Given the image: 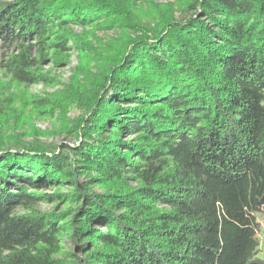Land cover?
I'll return each instance as SVG.
<instances>
[{"label":"trees","instance_id":"trees-1","mask_svg":"<svg viewBox=\"0 0 264 264\" xmlns=\"http://www.w3.org/2000/svg\"><path fill=\"white\" fill-rule=\"evenodd\" d=\"M183 11L144 23L125 0H0V71L20 85L45 79L73 26L119 28L87 93L32 100L46 117L78 104L77 146L7 132L0 84V264H264V0ZM54 197L69 209L37 206Z\"/></svg>","mask_w":264,"mask_h":264},{"label":"rangeland","instance_id":"rangeland-1","mask_svg":"<svg viewBox=\"0 0 264 264\" xmlns=\"http://www.w3.org/2000/svg\"><path fill=\"white\" fill-rule=\"evenodd\" d=\"M134 5L137 17L145 22L155 21L160 13L179 18L187 17L183 11V3L187 0H125ZM76 38L69 41L71 50L64 56L54 58L48 55L47 59L40 65L39 72L43 74L44 80L31 85L16 84L10 77L0 71V84L7 97L13 103V109L18 126L9 125L6 130L11 134L25 132L22 140H40L48 144H70L78 145V138L73 133L67 132L72 124L82 116V109L78 104H73L65 112H56L54 116H42L33 107L32 100L40 97H62L61 95L82 90L85 93L91 89L99 70V63L103 60L102 53L105 46L117 37L119 28L91 27L83 28L73 26ZM1 53V51H0ZM45 193H70L71 187L63 185L61 187L42 188ZM71 203L68 200L60 201L54 197L49 201L38 202L37 206L42 211L59 214L68 210ZM261 223L260 239L264 246V214L259 215ZM65 245H72L69 240L64 241Z\"/></svg>","mask_w":264,"mask_h":264}]
</instances>
